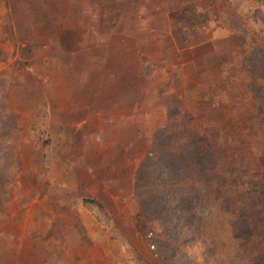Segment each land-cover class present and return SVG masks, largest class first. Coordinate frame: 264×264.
<instances>
[{
  "label": "rangeland",
  "instance_id": "1",
  "mask_svg": "<svg viewBox=\"0 0 264 264\" xmlns=\"http://www.w3.org/2000/svg\"><path fill=\"white\" fill-rule=\"evenodd\" d=\"M7 2L0 146L27 201L58 180L36 261L264 264V0Z\"/></svg>",
  "mask_w": 264,
  "mask_h": 264
},
{
  "label": "crops",
  "instance_id": "2",
  "mask_svg": "<svg viewBox=\"0 0 264 264\" xmlns=\"http://www.w3.org/2000/svg\"><path fill=\"white\" fill-rule=\"evenodd\" d=\"M260 4L264 8V3ZM2 131L0 129V145L5 143ZM24 146L25 143L18 140L19 153L25 151ZM41 148L38 146L39 150ZM42 163V157L34 162L37 175L33 177L34 189L27 201L28 187L21 186V183H27L26 179L20 177L21 159L18 158L16 165L8 164L4 149L0 146V264H40V261H36V256L41 254L37 248H42L44 244L51 247L53 234L57 239L58 198L53 194V186L57 190L58 180L57 177L44 179L38 175L41 170L37 171V166L41 167ZM44 185L48 191L45 195L49 196L50 203L44 201ZM42 211L49 217L44 222L41 218ZM44 231L46 238L43 236Z\"/></svg>",
  "mask_w": 264,
  "mask_h": 264
},
{
  "label": "trees",
  "instance_id": "3",
  "mask_svg": "<svg viewBox=\"0 0 264 264\" xmlns=\"http://www.w3.org/2000/svg\"><path fill=\"white\" fill-rule=\"evenodd\" d=\"M10 22L11 21L10 12L8 9V2L7 0H0V52L3 51L5 47L10 48L12 46L11 34L9 32ZM7 61L8 55L7 57H5V59L0 60V67L6 65ZM96 205L99 207L98 204ZM259 255L262 259H264V248L260 251Z\"/></svg>",
  "mask_w": 264,
  "mask_h": 264
}]
</instances>
